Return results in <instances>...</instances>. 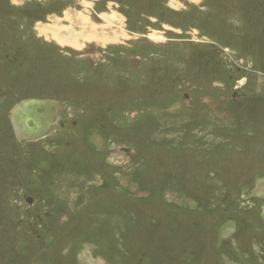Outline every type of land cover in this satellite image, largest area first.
<instances>
[{
    "label": "rangeland",
    "instance_id": "rangeland-1",
    "mask_svg": "<svg viewBox=\"0 0 264 264\" xmlns=\"http://www.w3.org/2000/svg\"><path fill=\"white\" fill-rule=\"evenodd\" d=\"M71 6L124 39H50ZM0 264H264V0H0Z\"/></svg>",
    "mask_w": 264,
    "mask_h": 264
},
{
    "label": "water",
    "instance_id": "water-1",
    "mask_svg": "<svg viewBox=\"0 0 264 264\" xmlns=\"http://www.w3.org/2000/svg\"><path fill=\"white\" fill-rule=\"evenodd\" d=\"M63 105L62 101L56 99L38 97L26 98L15 104L8 115L17 139L26 143L56 137ZM44 147L51 154L59 152L62 148L61 145Z\"/></svg>",
    "mask_w": 264,
    "mask_h": 264
},
{
    "label": "crops",
    "instance_id": "crops-1",
    "mask_svg": "<svg viewBox=\"0 0 264 264\" xmlns=\"http://www.w3.org/2000/svg\"><path fill=\"white\" fill-rule=\"evenodd\" d=\"M121 12L122 11L116 12L118 16H120V18L117 17L118 25L112 22H109L110 26L103 24V28L101 31L98 25L100 26L103 21L105 22L103 18L97 21V19L93 17L92 12L88 11L86 8H76L71 6L70 8H68V10L65 11L62 17L56 18L57 22L55 21L53 23L54 27L52 26L51 29L43 27V31L44 33L48 34L50 39L54 38L56 40H62L63 42L71 41L74 45L79 44L81 39H83V36L84 38H89L90 42L94 41L95 43L99 44L116 43L117 41L120 42V40L124 39V37L121 35L120 30L126 32L127 26L125 22H127L129 18L128 16H125V14H121ZM106 15L110 16L111 14ZM81 19L84 21H82ZM112 24L116 25L117 27L113 29Z\"/></svg>",
    "mask_w": 264,
    "mask_h": 264
},
{
    "label": "bare ground",
    "instance_id": "bare-ground-1",
    "mask_svg": "<svg viewBox=\"0 0 264 264\" xmlns=\"http://www.w3.org/2000/svg\"><path fill=\"white\" fill-rule=\"evenodd\" d=\"M114 18H115V16H114ZM82 20V19H81ZM82 21H84V20H82ZM120 33V32H119ZM95 34V33H94ZM125 34V33H124ZM90 35H92V34H90ZM106 38V37H105Z\"/></svg>",
    "mask_w": 264,
    "mask_h": 264
}]
</instances>
